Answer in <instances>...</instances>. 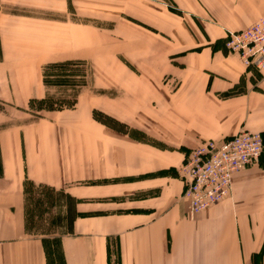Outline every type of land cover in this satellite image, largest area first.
<instances>
[{
    "label": "crops",
    "instance_id": "crops-1",
    "mask_svg": "<svg viewBox=\"0 0 264 264\" xmlns=\"http://www.w3.org/2000/svg\"><path fill=\"white\" fill-rule=\"evenodd\" d=\"M23 1L0 0V264H62L60 248L64 264H264V152L234 173L226 199L199 213L190 209L181 171L205 142L220 143L241 130L264 141V69L247 66L225 45L229 32L264 16V0L111 5L124 13L131 5L133 18L142 9L149 13L147 34L130 26L148 37V53L126 68L133 81L113 88L127 97L112 96L102 106L139 136L103 123L93 135L72 125L70 114L30 113V102L46 97L44 49L60 55L62 47L73 49L76 33L85 37L88 25L49 22L54 38L40 23L29 32L24 16L11 12ZM111 17L122 30L126 19ZM97 178L138 183L148 195L130 210L104 200L78 202L88 197V179ZM37 190L51 200L55 194L77 198L61 212L59 238L28 231V204L44 205Z\"/></svg>",
    "mask_w": 264,
    "mask_h": 264
},
{
    "label": "rangeland",
    "instance_id": "rangeland-1",
    "mask_svg": "<svg viewBox=\"0 0 264 264\" xmlns=\"http://www.w3.org/2000/svg\"><path fill=\"white\" fill-rule=\"evenodd\" d=\"M135 1L148 6L146 0ZM125 2L127 0H44L43 7H39L37 2L27 4L24 0L22 6L13 7L11 12L14 15L24 16L21 18V24H28L29 32L32 31L34 24L40 23L42 27L48 28L42 33H46L50 38L56 37L57 30L49 22L57 21L60 22L61 27L73 25L81 30L83 25H88V34L85 37L82 31L76 33L77 41L73 49L62 47L61 55L57 48L44 49V55L41 58L44 59L46 97L33 99L30 102L28 109L31 114L37 116V113H33L34 110L60 111L70 114L69 119L72 125L86 128L88 133L93 135L103 123L112 125L120 132H132L139 136V131L130 126L128 122L117 120L114 116L111 117L102 108L111 101L112 96L114 98L127 97L121 89H117L119 95L115 96L117 90L113 88L132 82L133 74L126 68L131 67L132 69L139 63L136 55L148 53V37L143 34L134 35L130 26L135 25L139 33L147 34L150 31L147 25L149 13L142 9L141 13L135 17L137 20L131 15V5H126V13L129 15L117 7H111L113 4ZM111 15H119L126 19V25L122 30L114 23ZM117 32H124L125 35L122 37ZM104 34L110 36L112 40H108ZM85 42L88 47H84ZM226 48L228 49L227 45ZM228 51L230 52L229 49ZM69 52L71 55H64ZM117 180L88 179V186L84 187L88 197L74 198L78 202L88 201L93 204L100 203L101 200L108 201V203H113L110 208L118 207L124 210L138 208L148 195L147 192L140 193L142 189L138 188V183ZM35 193L43 194L45 200L41 207L37 206L35 199L28 204L30 209L28 231L45 235V237L55 235L59 238L58 227L62 225L61 212L67 203L73 207L75 199L69 197L70 201L63 197L64 201H62L60 196L57 198L55 194L53 202L48 191L37 190ZM60 231L59 228V233Z\"/></svg>",
    "mask_w": 264,
    "mask_h": 264
},
{
    "label": "built area",
    "instance_id": "built-area-1",
    "mask_svg": "<svg viewBox=\"0 0 264 264\" xmlns=\"http://www.w3.org/2000/svg\"><path fill=\"white\" fill-rule=\"evenodd\" d=\"M226 45L247 66L264 69V16L246 28L229 32ZM263 152L261 134L249 130L195 148L181 168L191 211H206L226 199L234 173L259 162Z\"/></svg>",
    "mask_w": 264,
    "mask_h": 264
},
{
    "label": "trees",
    "instance_id": "trees-1",
    "mask_svg": "<svg viewBox=\"0 0 264 264\" xmlns=\"http://www.w3.org/2000/svg\"><path fill=\"white\" fill-rule=\"evenodd\" d=\"M30 187V185L28 184V188ZM58 246V243H57V240L55 239V247H57ZM55 252H56V255H57V257L58 258H61V262H62V264H64V257H63V253H62V249L60 248L59 250H55ZM54 255H55V253H54ZM51 256V255H50ZM52 257V256H51ZM56 257V258H57ZM61 264V263H60Z\"/></svg>",
    "mask_w": 264,
    "mask_h": 264
}]
</instances>
